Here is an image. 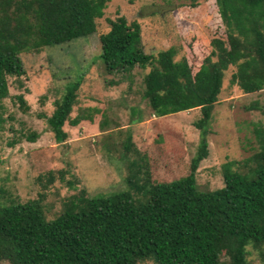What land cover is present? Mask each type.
<instances>
[{
	"label": "trees",
	"instance_id": "1",
	"mask_svg": "<svg viewBox=\"0 0 264 264\" xmlns=\"http://www.w3.org/2000/svg\"><path fill=\"white\" fill-rule=\"evenodd\" d=\"M107 1L0 0V129L9 117H4L1 104L9 94L8 77L24 73L20 54L83 37L87 40ZM214 2L223 30L209 40L194 39L199 51L210 48L208 53L198 52L201 58L196 65L185 52L175 60L173 45L146 53L140 23L123 15L108 19V29L98 35L97 58L106 71L128 76L134 66L148 67L140 93L151 114L160 117L199 108V117L193 121L199 140L186 174L155 179L145 152L133 148L126 131L124 150L118 154L125 161L126 188L90 196L81 189L62 198L60 210L50 219L43 214L42 193L25 202H5L0 195V260L7 264H137L144 260L250 264L248 247L264 260V127L255 129L256 151L221 165L222 186L200 190L195 182L197 164L208 154V122L223 71L235 66L231 83L244 92L257 91L264 83V0ZM80 81L77 75L64 82L50 113L38 114L61 149L67 148L61 144L67 136L65 123L91 121L94 112L105 115L106 109L98 106H78L71 115L79 100ZM15 97L24 111L29 108L22 94ZM38 99L43 103L47 94ZM106 122L107 118L99 120L101 130ZM24 136L34 141L38 133ZM133 152L138 156L131 157ZM36 154L37 149L27 156L33 161ZM63 155L61 160L66 161Z\"/></svg>",
	"mask_w": 264,
	"mask_h": 264
},
{
	"label": "rangeland",
	"instance_id": "2",
	"mask_svg": "<svg viewBox=\"0 0 264 264\" xmlns=\"http://www.w3.org/2000/svg\"><path fill=\"white\" fill-rule=\"evenodd\" d=\"M117 15L140 23L141 46L146 53L173 45L174 59L185 52L193 65L201 58L198 52L210 50L199 51L194 39L209 40L223 30L214 0H108L102 17L96 19L95 32L87 40L83 37L21 53L24 73L8 77L9 94L1 101L4 117L9 116L0 129V195L5 202H25L42 193L43 214L50 219L60 210L62 198L78 194L81 189L90 196L126 188L125 161L118 156L124 150L126 131L131 135L133 148L140 154L145 152L155 179L169 180L188 171L199 140V131L193 126L199 108L154 116L140 93L148 67L134 66L128 76L104 69L97 58L98 35L108 29V19ZM235 70L230 65L223 71L211 110L208 154L195 171L200 190L222 186L221 165L230 159L240 160L259 147L255 129L264 127V83L257 91L244 92L231 83ZM77 75L81 80L79 100L71 115L78 106H98L106 111L104 117L101 112H94L91 121L82 120L74 126L65 123L67 136L61 144L67 148L61 149L45 119L38 114H49L62 84ZM42 93L47 94L43 103L38 99ZM18 94L29 106L25 111L18 105ZM139 110L141 120L137 118ZM101 118H107L102 130L98 125ZM30 132L38 133L34 141L25 139L24 135ZM36 149L38 154L32 161L27 153ZM62 152L67 155L66 161L61 160ZM130 155L138 156L135 152ZM59 170H63L60 176ZM248 249L250 264H264L256 251ZM0 264L7 263L0 260ZM137 264L154 263L144 260Z\"/></svg>",
	"mask_w": 264,
	"mask_h": 264
}]
</instances>
